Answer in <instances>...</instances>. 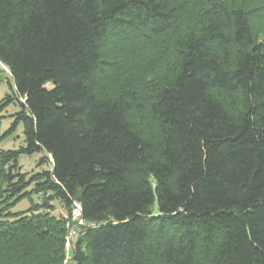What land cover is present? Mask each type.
Wrapping results in <instances>:
<instances>
[{"label":"trees","instance_id":"16d2710c","mask_svg":"<svg viewBox=\"0 0 264 264\" xmlns=\"http://www.w3.org/2000/svg\"><path fill=\"white\" fill-rule=\"evenodd\" d=\"M252 1L214 0L181 28L170 0H0V65L13 79L0 130L6 105L21 106L0 141L19 122L25 134L0 150V264H264V0ZM176 30L148 105L154 153L130 120L142 94L123 84L106 96L97 74L118 34ZM36 152L53 169L27 179L18 158ZM32 192L44 202L13 212ZM54 198L66 215L51 213ZM74 201L96 226L66 263Z\"/></svg>","mask_w":264,"mask_h":264},{"label":"rangeland","instance_id":"374dc122","mask_svg":"<svg viewBox=\"0 0 264 264\" xmlns=\"http://www.w3.org/2000/svg\"><path fill=\"white\" fill-rule=\"evenodd\" d=\"M180 6L179 27H183L191 19H195L199 10L214 0H170ZM224 1V0H218ZM259 0H253L251 4H257ZM255 24L264 26V17H256ZM179 30L169 32L161 37L133 36L132 34H118V37L110 40L104 48L103 58L105 63L98 69L100 92L106 96H112L124 84L134 87L143 96L141 110L134 111L130 120L133 125L147 138L151 145V151L156 153L162 144V133L158 121L153 118L148 110V105L158 87L164 83L170 75V66L174 63V41ZM12 77L7 69L0 65V100L13 94L10 87ZM48 87H52L50 82ZM21 106L18 100L7 104L2 114L0 134L8 131L12 126ZM25 145L23 122H19L11 134L0 141V150L18 149ZM44 152L33 154H21L18 158L21 172L27 174L29 179L33 174L50 171L53 165L50 162L42 163ZM147 178H151L146 173ZM34 184L28 186L26 191H31ZM44 194L32 192L29 197L20 200L13 208V212L24 211L43 203ZM50 211L55 216L66 215V210L61 202L54 198ZM68 235V234H67ZM67 250V247H66ZM70 251V249H69ZM67 250V254L69 253ZM67 261V257L66 260Z\"/></svg>","mask_w":264,"mask_h":264},{"label":"built area","instance_id":"2783aa9c","mask_svg":"<svg viewBox=\"0 0 264 264\" xmlns=\"http://www.w3.org/2000/svg\"><path fill=\"white\" fill-rule=\"evenodd\" d=\"M68 218V235L66 247L67 250L71 248L72 242L76 237L81 234H85L87 228L96 226L94 223L86 221L83 216L82 206L79 202L74 201L69 214L66 216ZM70 259L69 253L67 254V261ZM67 261H65L67 263Z\"/></svg>","mask_w":264,"mask_h":264}]
</instances>
